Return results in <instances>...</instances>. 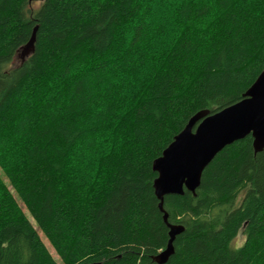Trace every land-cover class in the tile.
I'll return each instance as SVG.
<instances>
[{
  "label": "trees",
  "instance_id": "16d2710c",
  "mask_svg": "<svg viewBox=\"0 0 264 264\" xmlns=\"http://www.w3.org/2000/svg\"><path fill=\"white\" fill-rule=\"evenodd\" d=\"M263 70L264 0H0V264H60L40 232L62 264H160L165 212L185 230L161 264H264L252 135L165 212L152 167Z\"/></svg>",
  "mask_w": 264,
  "mask_h": 264
},
{
  "label": "water",
  "instance_id": "95a60500",
  "mask_svg": "<svg viewBox=\"0 0 264 264\" xmlns=\"http://www.w3.org/2000/svg\"><path fill=\"white\" fill-rule=\"evenodd\" d=\"M36 30L30 40L16 52L21 63L35 52ZM248 135L253 137L256 151L264 149V70L243 95V99L216 112L201 110L194 114L177 133L162 154L152 162L157 173L153 187L159 208L165 212L164 197L183 195L185 190L195 194L205 168L218 152ZM169 240L166 248L153 256L164 263L174 253V239L185 229L182 224L168 222Z\"/></svg>",
  "mask_w": 264,
  "mask_h": 264
},
{
  "label": "rangeland",
  "instance_id": "374dc122",
  "mask_svg": "<svg viewBox=\"0 0 264 264\" xmlns=\"http://www.w3.org/2000/svg\"><path fill=\"white\" fill-rule=\"evenodd\" d=\"M161 6L159 5V6H156V11H155V13L156 12H159V11H161ZM157 14V13H156ZM0 174L2 175V172H1V169H0ZM27 212V211H26ZM40 236H41V238H42V240L44 241V243H45V245L47 246V248L49 249V251L52 253V255L58 260V262L60 263V264H62L61 263V261H60V259H59V257L56 255V253H55V251H54V249H53V247H52V245L50 244V242L48 241V239L40 232ZM243 242V237L241 236V235H239V237H238V239H237V244L238 245H240L241 243Z\"/></svg>",
  "mask_w": 264,
  "mask_h": 264
},
{
  "label": "snow or ice",
  "instance_id": "6c2138e0",
  "mask_svg": "<svg viewBox=\"0 0 264 264\" xmlns=\"http://www.w3.org/2000/svg\"><path fill=\"white\" fill-rule=\"evenodd\" d=\"M208 2H209V3H213V2H214V0H208ZM248 2H249V3H251V2H252V0H248Z\"/></svg>",
  "mask_w": 264,
  "mask_h": 264
},
{
  "label": "bare ground",
  "instance_id": "6f19581e",
  "mask_svg": "<svg viewBox=\"0 0 264 264\" xmlns=\"http://www.w3.org/2000/svg\"><path fill=\"white\" fill-rule=\"evenodd\" d=\"M256 151V150H255ZM185 230V229H184ZM176 238V237H175ZM154 260V259H153Z\"/></svg>",
  "mask_w": 264,
  "mask_h": 264
}]
</instances>
